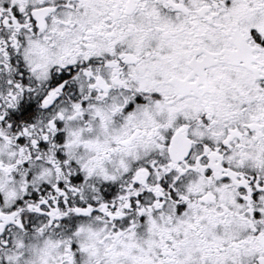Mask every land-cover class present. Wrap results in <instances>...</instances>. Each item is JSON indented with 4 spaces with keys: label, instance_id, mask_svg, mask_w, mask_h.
I'll list each match as a JSON object with an SVG mask.
<instances>
[{
    "label": "snow or ice",
    "instance_id": "1",
    "mask_svg": "<svg viewBox=\"0 0 264 264\" xmlns=\"http://www.w3.org/2000/svg\"><path fill=\"white\" fill-rule=\"evenodd\" d=\"M0 264H264V0H0Z\"/></svg>",
    "mask_w": 264,
    "mask_h": 264
}]
</instances>
